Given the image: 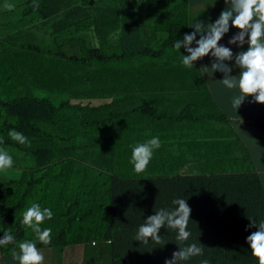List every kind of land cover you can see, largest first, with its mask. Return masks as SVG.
Segmentation results:
<instances>
[{"label":"trees","instance_id":"trees-1","mask_svg":"<svg viewBox=\"0 0 264 264\" xmlns=\"http://www.w3.org/2000/svg\"><path fill=\"white\" fill-rule=\"evenodd\" d=\"M2 1L1 21L16 11L26 16L25 4L28 7L38 4L39 7L29 9H37L40 17L31 23L33 33L18 36L17 55L13 54L14 47L5 44L4 36L0 35V74L4 82L0 89H11L14 94L11 98L9 93L0 91V133L4 131L5 138L14 141L9 137V131L22 132L29 143L21 145L33 146L39 161L32 174L37 172L40 178L62 180L59 185L43 189L38 187L39 184L27 186L17 182L12 190L8 188L10 182L0 180V189H9L13 195L11 197L7 191L0 197V238L5 231L15 237L14 242L0 245L1 255L6 258L12 255L13 249H19L20 242L36 240L35 233L21 224L22 212L31 202H36L42 208L57 206L53 219L45 220L41 225L42 229H52V242L46 248L56 251L60 249L70 254L76 247L91 242L97 243L96 246L100 244L93 252L95 257L106 251L111 255L112 264H164L179 246L196 243L203 248V255L180 264H200L203 259H208L210 264H258L246 242V237L257 229L246 230V226L251 222L249 218L264 220V178L254 170L255 161L250 151L246 149L242 157L232 158V166H236L233 170L239 172L225 175L232 172L226 171L228 164L223 171L211 176L198 175L188 169L176 171L173 176L158 175L156 173L163 172L158 164L166 161L158 160L155 152L146 169L149 175L136 179L128 177V172L109 158V145L104 134L108 125L135 127L143 119H149L151 127H158L159 118L163 116L161 108L184 102L180 96L186 95L187 81L204 77L201 67L208 59L194 62L192 68H187L181 63L185 49H174L175 42L190 33V19L199 14L201 19L205 16L204 9H196L204 4V0H25L22 3L12 0L13 10L3 7L10 0ZM212 1H209V7L214 5ZM101 33L111 39L102 42L111 51L110 55H106L103 48L93 49L88 43ZM228 36L229 33L224 37ZM75 41L79 44L73 43ZM66 49L71 55L65 52ZM88 49L97 56L89 55ZM162 61L165 64H160ZM72 64H88L91 70H88L87 78L93 82L106 78L107 69L110 71L108 83L114 88L111 103L115 115L97 119L96 113L108 107H92L96 93L89 90L84 71L77 72ZM45 76H61L62 80L53 83ZM67 79L73 82L68 90H64L62 82ZM76 88L92 94L83 96ZM201 89L200 86L199 94H202ZM156 91L162 93L153 100L149 98V104L146 96ZM75 95L81 96L76 100ZM106 97L104 95L100 100L104 101ZM85 101L89 105L84 106ZM64 108L67 114L57 121L59 111ZM172 113L175 112L167 114ZM9 115L14 116L13 121H7ZM167 132L157 131L152 137L168 135L172 139L173 133ZM177 138L180 136L175 135L174 139ZM76 140L92 143V149L98 152L91 154L90 147L85 149L86 159L96 164L98 176L100 170L103 172L101 183L82 185L76 182V167L71 171L67 165L75 160L74 153L79 148ZM9 141L7 145H11ZM12 146L19 149L17 145ZM53 152L57 153L56 161L51 157ZM128 165L134 169L130 162ZM16 168L19 174H24L23 167ZM89 172V168L82 172L84 180ZM220 180L226 182L224 186ZM99 192L104 194L105 200L96 196ZM123 194L127 195L120 197ZM177 198L187 200L192 209L188 223L190 238L186 242L177 241L174 230L162 228L160 244L152 240L147 244L135 240L144 219L161 208L175 207L172 201ZM123 199L125 208L120 210ZM118 211L120 216L116 215ZM79 218L84 228L79 224ZM107 242L110 244L105 250ZM37 247L42 249L38 240Z\"/></svg>","mask_w":264,"mask_h":264},{"label":"clouds","instance_id":"clouds-1","mask_svg":"<svg viewBox=\"0 0 264 264\" xmlns=\"http://www.w3.org/2000/svg\"><path fill=\"white\" fill-rule=\"evenodd\" d=\"M225 4L228 6L221 11L214 22L205 23L201 20L189 26L195 30L185 33L182 39L177 40L174 49L177 51H181V48L185 49L187 54L183 53L181 63L187 68H192L195 65L194 62L210 56L212 58L210 65L206 64L201 67L202 74L208 75L210 71L214 73L219 71L223 74V78L220 79L222 85L229 90H237L232 97L231 106L238 111L249 96L252 97L249 103L264 104V0H225ZM3 7L7 10H13L15 5L5 3ZM34 7H39V5L34 4ZM232 27L237 28L238 31L228 36L230 38L227 44L239 47L240 50L235 53L231 47L220 43L223 38H228L224 36L229 33ZM198 35L199 38H197ZM93 43L95 45L93 49L103 48L106 55L111 54V51L107 50L105 46H99L97 41L93 40ZM245 44H247V48H244ZM88 52L93 57L97 56L90 49ZM234 68L239 69L235 75L233 74ZM107 71L110 72L108 69ZM145 99L151 104L148 96ZM8 135L20 144L29 143L28 137L15 129L10 130ZM161 146V140L158 136H153L142 143L130 145V163L134 166L137 175L147 169L155 150ZM13 165V156L8 150L0 147V171H6ZM100 172L103 173L101 170ZM8 182H10L9 185H16L11 181ZM172 204L175 207L171 209L161 208L155 211L154 215H149L144 219V223L138 228L135 240L143 244H147L149 240L160 244V231L162 228H166L177 233V241L186 242L191 236L188 223L192 209L187 200L183 198L174 199ZM21 215V224L35 233L36 240L20 242L18 245L19 253L15 249L12 250L13 259L17 260L19 264H44L45 256L43 251L37 247V240L44 245L51 244L52 229H42L41 225L45 220H51L54 213L49 207L42 208L39 203L31 202ZM249 220L251 222L246 226V230L251 228L257 230L252 231L246 237V242L250 245L252 255L258 259V264H264V220L256 221L253 218H249ZM79 224H84L81 223V218H79ZM14 240L15 237L10 232L5 231L3 237L0 238V245L6 246ZM96 244L93 243L92 245L96 246ZM47 249L54 248L48 247ZM202 255L203 248L198 244H185L182 247L179 246V250L174 251L172 258L166 259L164 264H180V262L188 261L194 256ZM3 258L2 256L1 261ZM200 264H210V261L203 259Z\"/></svg>","mask_w":264,"mask_h":264},{"label":"crops","instance_id":"crops-1","mask_svg":"<svg viewBox=\"0 0 264 264\" xmlns=\"http://www.w3.org/2000/svg\"><path fill=\"white\" fill-rule=\"evenodd\" d=\"M11 1L12 0L8 1L7 3ZM24 1L25 0H18V3H22ZM219 2L225 8L228 6L225 4V0H219ZM2 13L3 11H0V23L2 19ZM13 15V13H10V16ZM13 17L17 18L18 16L14 15ZM38 17H40V15L38 16L37 14H31L29 22L32 23V21L37 20ZM229 38L230 37H228L227 39L223 38L220 43L231 47L234 53L238 52L240 50L239 47H237L236 45L227 44ZM244 48H247V44L244 45ZM65 52L71 55L70 50L66 49ZM206 59L212 58L210 56H206L202 59V61H205ZM72 65L74 66L77 72L84 71V76H86V81H88L87 73L88 70H91L90 68H88L89 65ZM73 66H71V70L74 69ZM238 71L239 69L234 68L233 74L235 75ZM214 76L216 77L197 78V80L193 81L191 79L188 80L186 100L177 105L173 103H171L169 106L164 105L163 108H161V114L163 116L162 118H159L160 125L158 127H151V125L149 124V119L141 120V122L134 127L135 138L140 142H144L150 139L152 135L157 131L166 134H168L167 131L173 133L172 139L174 143H172L171 146L175 147L176 151L172 152V156L169 157L170 160L167 158L168 156L166 157L162 153L155 150V152H157L156 157L158 158V160L160 159L163 161L164 159V161H166L165 164H158L159 166H161L160 170H163V172L156 174L173 176L176 171L181 172L186 169L190 171L194 170V173H198L204 176H211L216 173H220L225 169L226 165L219 164L218 169H210V166H212L215 162V160H213L211 157L218 159V161L220 162L223 157L225 148L227 146H232L233 143L235 144L234 146L236 148V151L235 153H233L230 161L227 162L230 166L227 167L228 170H226L232 172H229L225 175H230L240 171L233 170V168L236 166H232V158L237 156L242 157L243 138L246 135L251 134L253 131L262 130V127L260 126L259 122L264 123V104L255 103V109H252L242 104V106L238 109V111L242 108L245 109L244 120H242V118L238 116V111L233 109L231 106L232 97L236 94L237 90H229L222 85V83L220 82V79L223 78L222 73L217 72L216 74H214ZM45 77L53 83L56 82L58 79H61V76ZM89 81L93 84L96 83L98 85L102 84L101 82H103L104 84H107L106 87L109 86V83H107L109 82V80L106 79L101 81L99 79H96L94 82L91 80ZM72 82V79L65 80V83L62 82V85L65 86V88L63 89L68 90L67 87L70 86ZM200 86L202 87V94H199L198 89ZM75 90L83 96L87 95L88 93L90 94L88 90L84 92L83 88H76ZM101 91L104 93L102 97L104 95L112 94V92L109 93L104 88L101 89ZM81 95H75L74 98L77 100ZM88 103V101H85L83 105L87 106L89 105ZM111 104V107L113 108V103ZM92 107H96V101L93 102ZM169 111H173L175 113L167 114ZM254 115L256 116V119L252 118L254 117ZM217 121H220L221 123H218ZM152 131L156 132L151 135ZM175 135H179L180 138L174 139ZM131 138L133 137L126 133V135H124V137L119 141V146H123V148L126 150L129 149V142L131 141ZM235 138H241V140L236 142L234 141ZM76 143L79 144V148L75 150V160L69 161L67 164L70 167L71 171H74V168L76 167V181L78 182V184L82 183V185L88 182L92 185L97 184L98 182L101 183L103 181L102 173L100 174V176H98L99 171L93 168H90V172L87 175L88 178L86 180L83 179L82 172L84 173L86 167H89L85 156L87 153L85 149L90 147L91 143L87 142L86 140L80 141V143L78 142V140H76ZM218 152H220V154H217ZM125 154L129 155L130 152L127 151ZM210 154L216 155L211 156ZM56 155L57 153L54 152L53 157H56ZM179 159L185 160L186 163L180 162ZM200 170H202L203 172ZM254 170L260 173L264 178V166L262 164L261 158L259 160H256ZM132 171H134V169ZM145 175H149V171L147 172L145 170L143 173H140L135 178L140 179ZM11 182L13 184L15 183L13 181ZM220 182L223 184V186L226 183L222 180H220ZM83 226L84 225H82V227ZM57 252L68 253L61 252L60 249ZM12 258L13 256L9 254L8 257H6L5 259H9V261H11Z\"/></svg>","mask_w":264,"mask_h":264},{"label":"rangeland","instance_id":"rangeland-1","mask_svg":"<svg viewBox=\"0 0 264 264\" xmlns=\"http://www.w3.org/2000/svg\"><path fill=\"white\" fill-rule=\"evenodd\" d=\"M209 1L211 2L212 0H204V4L202 6L196 8L197 10L204 9L206 11V13L202 19H201L200 14L191 18L190 19L191 20L190 26L194 25L196 21H201V20L204 21L205 23L214 22L219 17V14L221 13V11L225 9V7L222 4L218 5V6L216 5L219 2V0H213L212 3L214 5H212V7H209V5H208ZM3 2L4 1L0 0V5ZM9 3H11V2H9ZM33 7L34 6L28 7L25 4V9L28 12L26 16L21 14V11H16V12H13V14L16 16H20L19 18H17V19L14 18L13 17L14 15L13 16L7 15L5 20L1 21V23H0V35L4 36V43L5 44H9V45L14 47L13 54L15 53L17 55V53H19L18 52V46H17L18 36L21 33H28V32L33 33V31H34L33 30L34 26L29 22L30 16H31V14L32 15L37 14L39 16V11L37 9H29V8H33ZM110 27L112 29H114L112 26H110ZM188 28H189L190 32L195 30L194 28L189 27V26H188ZM237 31H238L237 28L232 27L229 31V34L233 35ZM97 37L98 38H93L88 43L94 47L95 45L93 43V40H95L98 42L99 46H103L102 42H110V40H111L110 37L104 33L98 34ZM197 38H199V35L197 36ZM75 42L77 44H79L78 41H75ZM193 46H195V45H193ZM185 54H187V53H185ZM210 62H211V59H208L206 61V64L210 65ZM97 64L100 65L99 63H97ZM160 64H165V62L162 61ZM217 72H219V71H217ZM217 72L214 73V72L210 71L209 74L204 75V77H208V78L209 77H216V76H214V74H216ZM1 77H3V76L0 74V85L2 83H4L2 81ZM110 78H111V73L108 72L106 78H99V80L100 81L104 80V79L110 80ZM211 79H214V78H211ZM129 82H131V81H129ZM101 83L102 84L98 85L96 83L93 84L92 82H89V81L87 82V85L89 88H91V91L96 93V94H94V100L92 99L93 102L96 101V107L99 108L100 105L108 107L105 110H100L96 113L97 119H102V118H104V116L115 115V113H116V111L113 108H110L112 106V104H111L112 95L111 94L105 95L107 97L104 101L100 100L102 95L104 94L101 91V89L109 88V90H107V91L109 93H111L114 90V88L113 87L111 88V86L106 87L107 84H104L103 82H101ZM0 91L5 92V93H9L11 95V98L14 97V94L11 91V89L2 88V89H0ZM84 92H86V90H84ZM92 92H90V94H92ZM161 93H162L161 91H156L154 94H151L149 96V98L153 100L155 97L157 98L156 95H160ZM180 99H181V101L186 100V95L185 96L181 95ZM251 99H252L251 96L247 97L243 104L246 105L247 107L255 109V103H249V101ZM60 103L64 104L66 102H60ZM66 114H67V111L65 110V108L63 110H60L59 114L57 115V117H58L57 121L63 120L62 118H64V116ZM238 116H240V118H242V120H244V116H245V109L244 108H242L238 111ZM252 118L256 119V116L254 115V117H252ZM6 119H7V121H13L14 116L9 115L6 117ZM217 122L221 123L220 121H217ZM259 124L262 127V130L253 131L251 134L246 135L243 138V152L246 149L248 151H250L255 162H256V160H259L261 158L262 164L264 166V123L259 122ZM92 131L95 134L94 128H92ZM126 133L133 137V138H131V141L129 142V149H127V150L124 149L123 146H119V141L124 137V135H126ZM104 134H105L107 144L109 145V151H110L109 158H113L114 162L119 163L122 166V169L125 170L126 172H128L127 173L128 177H134V178L137 177V174L134 171H132V166L129 167V165H128V163L130 162V158H131V147H130V145H134L136 143H142L135 138L134 127H132L129 124H126V125L115 124L112 126L108 125L104 129ZM160 140H161L162 146L159 149H157V151L162 152L163 155L171 157L172 152L176 151V148L171 146L172 143H174L173 139L169 138L168 135H164V136L160 137ZM240 140H241V138H235L234 139V141H236V142H238ZM0 141H2V143H0V147L8 150L14 159V165L12 168L7 169L6 171H0V180L7 181V182L13 181L15 183L18 182L21 184L26 183L27 186H28V184H30V186H32L34 184H39L38 187L42 188V189L44 187H48L50 185L54 186V185L61 184L62 179L54 180V179H49V178H40V177H38L37 172H34V174H32L33 168L37 167V165L39 163L38 157L34 154L35 151H33V148H34L33 146H23L21 144L15 143V141L7 140L5 138L4 131H2L0 133ZM8 141L10 142L11 145H7ZM12 145H17L19 149L13 148ZM234 145L235 144L233 143L232 146H227L225 148L223 157H222L220 162L218 161V159L211 157L213 160H215V162L213 163L212 166H210V169H213V168H214V170L218 169L219 164L228 165L227 162L230 161L233 153H235V151H236V148ZM92 146H93V144L91 143L90 144L91 154H97L98 152H94V150L92 149ZM35 149H36V147H35ZM127 151L130 152L129 155L125 154ZM53 153L51 154V157H53ZM217 154H220V152H218ZM214 155H216V154H212L211 156H214ZM104 159H108V157L104 156ZM40 160L42 161L43 159H40ZM53 160L56 161L55 157H53ZM87 163H88L89 167H86V168L95 169L96 164L93 161H87ZM16 166L23 167V169H22L24 171L23 175L18 173L19 169H17ZM8 188L13 189L14 186L9 185ZM9 189L4 191L1 188L0 189V197H3L7 191L9 193V195L11 197H13L12 191H9ZM102 195H104V194L99 192L96 196L100 200H105ZM125 195H127V194H123L120 197H124ZM83 198H84V196H82L81 199H83ZM208 198L211 199L210 196H208ZM107 202L109 203V200ZM119 208H120V210L125 208V200L124 199L122 200V203L119 206ZM127 209H128V207L125 210H127ZM51 210L53 211V213L55 215V213L57 211V206L56 205L52 206ZM116 215L120 216L119 211L116 212ZM104 225L105 224H103V226ZM28 233H29V231H28ZM109 244H110V242H107L106 245L104 244L105 250L108 249ZM46 247H47V245L42 244L41 251H43L44 256H45L44 264H112L111 255H110V253H106V251L99 253L98 256L95 257V254L93 252L95 251V249H98L100 247L99 243H98V246H93L91 242L85 243V244L81 245V247H76L75 251L70 252V255L68 253L57 252L54 249H47ZM16 252L19 253V249L16 250ZM1 257H2V255L0 253V264H19V262L17 260H14L13 258L11 261H9V259H5V258H3V260L1 261Z\"/></svg>","mask_w":264,"mask_h":264}]
</instances>
